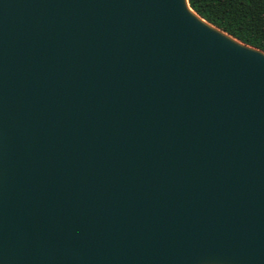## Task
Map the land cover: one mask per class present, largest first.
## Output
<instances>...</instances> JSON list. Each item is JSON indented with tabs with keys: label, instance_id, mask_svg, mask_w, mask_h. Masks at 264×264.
Instances as JSON below:
<instances>
[{
	"label": "water",
	"instance_id": "95a60500",
	"mask_svg": "<svg viewBox=\"0 0 264 264\" xmlns=\"http://www.w3.org/2000/svg\"><path fill=\"white\" fill-rule=\"evenodd\" d=\"M0 264H264V52L189 0H0Z\"/></svg>",
	"mask_w": 264,
	"mask_h": 264
},
{
	"label": "trees",
	"instance_id": "16d2710c",
	"mask_svg": "<svg viewBox=\"0 0 264 264\" xmlns=\"http://www.w3.org/2000/svg\"><path fill=\"white\" fill-rule=\"evenodd\" d=\"M209 24L264 52V0H189Z\"/></svg>",
	"mask_w": 264,
	"mask_h": 264
}]
</instances>
